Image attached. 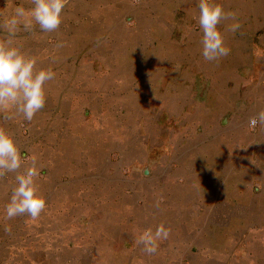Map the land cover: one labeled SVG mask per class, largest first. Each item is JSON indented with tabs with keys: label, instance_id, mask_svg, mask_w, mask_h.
I'll use <instances>...</instances> for the list:
<instances>
[{
	"label": "crops",
	"instance_id": "obj_1",
	"mask_svg": "<svg viewBox=\"0 0 264 264\" xmlns=\"http://www.w3.org/2000/svg\"><path fill=\"white\" fill-rule=\"evenodd\" d=\"M23 3L30 9V0ZM6 5L3 10L0 6V24L15 8ZM236 22L243 25L239 21L218 25L230 52L215 61L205 60L201 47L196 56L179 55L192 48L193 36L158 35L154 51H163L164 40L177 43L167 47L180 51L172 62L187 70H153L151 118L145 119L144 103L138 104L136 123L141 124V132L136 142L126 140L116 162L110 159L111 148L103 151L100 163L79 162L77 174H67L66 195L59 188L52 198L42 179L35 182L46 201L39 216L44 220L41 226L47 227L51 218L47 199H53V209L65 202L77 210L72 212L71 231L66 232L71 239L56 245L63 254L51 259V264H264V125L248 126L249 118L264 109V36L225 34ZM59 91L57 85L46 84L45 106L32 121H46L47 107L57 106L59 94L64 98ZM8 115L0 113V120L6 121ZM145 122L151 123L150 131ZM96 149L84 151L92 158ZM11 187L0 192V234L14 235L22 219L20 234L30 236L29 216H5ZM61 210L57 214L65 216L63 206ZM161 224L170 230L168 239L157 241L155 254L145 253L136 242L139 235L149 228L154 232ZM247 226L253 229L247 231ZM42 231L39 234L47 233ZM28 243H16V238L6 243L7 252H16L6 262L31 264ZM40 249L46 251L48 246ZM37 261L48 264L49 260Z\"/></svg>",
	"mask_w": 264,
	"mask_h": 264
},
{
	"label": "rangeland",
	"instance_id": "obj_2",
	"mask_svg": "<svg viewBox=\"0 0 264 264\" xmlns=\"http://www.w3.org/2000/svg\"><path fill=\"white\" fill-rule=\"evenodd\" d=\"M7 2L15 7L24 4L23 0H0L2 10ZM198 2L67 0L61 25L55 32H41L38 26L32 32H25L20 26L15 37L16 44L27 54L36 57L38 67L41 65L55 72V79L48 84L57 85L64 98L59 94L57 106L47 107L46 121L40 123L38 119L30 122L23 119L14 122L8 118L3 121V118L0 127L13 137L21 155L28 157L23 163L30 162L32 157L36 158L40 174L35 182L42 179L47 184L48 195L54 198L59 188H63V194H68L67 177L72 171L73 176L77 174L79 162L87 163L88 159H94L100 163L103 161V151L107 152L109 148L112 150L110 159L116 162L123 143L126 140L136 142L137 134L141 132V124L136 123L138 104L144 103L145 119L146 116L151 118L152 85L155 83L153 70H187L185 65L172 62L178 49L170 48L169 51L167 47L169 44L174 47L177 43L164 40L165 43H161L163 51L158 53L153 49V40L158 35L166 38L170 34L177 37L193 36L192 48L179 55L196 56L201 47V31L196 19ZM212 2L222 6L226 13H235V20L223 21H239L244 25H240L235 32L228 27L230 32L225 30V34L264 36V26L258 25L264 22V0ZM3 33L6 35V32ZM136 39L141 40V43ZM62 102L64 105L60 107ZM145 126L150 131L151 123L145 122ZM89 147L97 148L92 158H88V151H84ZM57 167L62 169L58 170ZM7 176L0 180V192L6 193L4 188L9 189L15 184L14 174ZM52 201L47 199L48 216L51 217L48 218L47 227L41 226L40 222L43 224L44 220L38 217L33 220L34 224L32 222L30 236L20 234L24 229L22 219L17 222L14 235L12 232L8 236L7 233L4 235L5 231L1 230L0 264H8V256L16 253L7 252L5 248V244L15 242V238L16 243L20 242L21 245L24 241L29 242L31 264H37L39 259L49 260L48 264H51V259L63 254L56 250V245L71 239L66 232L71 231L72 218L75 216L72 212L76 214L77 210L73 209L71 203L65 202L60 203V208L53 209L51 205L55 203ZM62 206L65 216L57 214L62 213ZM43 229L47 233L39 234ZM252 229V226L246 228L247 231ZM40 245H47L48 249L41 250ZM244 247L245 256L248 257L250 252H247L246 245ZM259 253L255 252L254 255Z\"/></svg>",
	"mask_w": 264,
	"mask_h": 264
},
{
	"label": "clouds",
	"instance_id": "obj_3",
	"mask_svg": "<svg viewBox=\"0 0 264 264\" xmlns=\"http://www.w3.org/2000/svg\"><path fill=\"white\" fill-rule=\"evenodd\" d=\"M31 8L17 6L13 14L0 24V31L6 35L0 36V113H9L8 119L21 116L26 121H32L46 102L45 86L55 79L51 68H39L36 57L27 54L15 42V37L23 26L25 32L34 31L35 26L41 32H55L62 22V12L67 0H30ZM197 23L201 31V54L207 61H215L227 56L230 49L224 46V38L218 30L223 20H235V13H226L222 6L212 0H199ZM240 28L238 22L231 25V31ZM264 125V109L248 120V126L255 128L257 124ZM22 156L13 137L0 127V180L8 174H14L15 184L11 188L8 203L4 212L7 219L27 215L36 220L45 210L46 201L39 195L35 178L40 174L36 158L32 157L28 164ZM170 230L163 224L158 225L153 232L145 229L139 235L137 244L143 245L147 254L157 252V241L168 239Z\"/></svg>",
	"mask_w": 264,
	"mask_h": 264
}]
</instances>
